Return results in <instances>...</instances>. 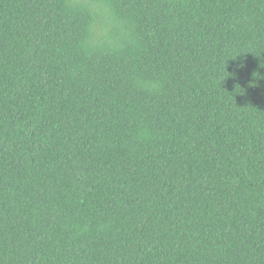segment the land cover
Listing matches in <instances>:
<instances>
[{
    "label": "trees",
    "instance_id": "16d2710c",
    "mask_svg": "<svg viewBox=\"0 0 264 264\" xmlns=\"http://www.w3.org/2000/svg\"><path fill=\"white\" fill-rule=\"evenodd\" d=\"M0 264H264V0H0Z\"/></svg>",
    "mask_w": 264,
    "mask_h": 264
}]
</instances>
